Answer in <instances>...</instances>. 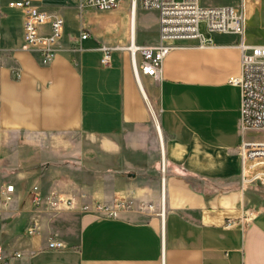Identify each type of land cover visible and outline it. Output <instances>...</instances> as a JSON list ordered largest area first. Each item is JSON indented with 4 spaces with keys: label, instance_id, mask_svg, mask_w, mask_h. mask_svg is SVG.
Segmentation results:
<instances>
[{
    "label": "crops",
    "instance_id": "obj_1",
    "mask_svg": "<svg viewBox=\"0 0 264 264\" xmlns=\"http://www.w3.org/2000/svg\"><path fill=\"white\" fill-rule=\"evenodd\" d=\"M13 1L0 0V132L21 139L10 180L0 187L16 186L0 226L1 246L23 252L11 264H264V182L243 179L239 147L253 138L242 131L241 89L230 81L241 75L239 35L215 32L207 46L175 41L162 78L138 80L122 47L131 42L130 14L137 18L139 0L122 10L120 32L109 33L118 44L94 39L93 48L79 37L82 30L92 37L82 0H32L65 19L49 64L23 48L25 13ZM247 5L250 16L256 3ZM154 11L151 34L139 36L136 21V43L157 40ZM103 44L125 52L114 57L112 50L104 65ZM88 166L87 177L77 172ZM137 166L138 177L129 172ZM34 184L72 206H34ZM129 192L151 208L122 207L116 215L94 208ZM34 220L39 228L30 233ZM50 237L65 246L49 248Z\"/></svg>",
    "mask_w": 264,
    "mask_h": 264
},
{
    "label": "built area",
    "instance_id": "obj_2",
    "mask_svg": "<svg viewBox=\"0 0 264 264\" xmlns=\"http://www.w3.org/2000/svg\"><path fill=\"white\" fill-rule=\"evenodd\" d=\"M248 0H237L226 5H205L202 0H139L143 8L158 12L159 34L157 40L138 44L132 38L126 49L130 51L135 75H146L159 81L163 74V64L169 53L178 47L175 41L196 40L199 46L213 43L215 32L233 33L240 37L242 51L241 75L231 78V83L241 89V128L243 132H264V44L248 43L246 40V6ZM255 3L260 0H252ZM137 0H132L136 6ZM121 0H82L80 7L91 6L98 10H114ZM12 5L20 7L25 13L24 49L36 50L43 64H49L58 52L60 41L65 33V19L60 14L51 13L37 6L32 0H15ZM204 23L205 30L201 28ZM80 40L90 37L82 30ZM114 48L103 44L101 62L108 65ZM125 48V47H122ZM243 162V179L248 182H264V138L244 140L239 147ZM31 201L40 207L48 201V208L61 211L72 206V199L52 192L43 198L38 184L29 189ZM16 199V186L6 183L0 188V226L9 217ZM88 209V205H84ZM96 210L116 215L117 206L96 203ZM39 223L34 220L28 231H38ZM47 246L61 249L64 242L50 237ZM23 252L8 250L0 245V264H11L22 257Z\"/></svg>",
    "mask_w": 264,
    "mask_h": 264
},
{
    "label": "rangeland",
    "instance_id": "obj_3",
    "mask_svg": "<svg viewBox=\"0 0 264 264\" xmlns=\"http://www.w3.org/2000/svg\"><path fill=\"white\" fill-rule=\"evenodd\" d=\"M204 3H211L213 5H226V4H232L236 3L237 0H202ZM252 0H248L247 3L251 2ZM131 0H121V4L118 8L114 10H98L94 9L91 6H84L83 11L84 14L83 17L87 19L90 18V20L85 24V29L89 30L92 34V37L90 39L83 41V47L87 48H93L97 45V40L100 44L105 43L108 45H115L118 43L112 42L109 37L110 34H118L120 32V26L119 24L124 23L125 16L120 17V14L122 10H126L130 6ZM132 3V2H131ZM248 5L246 6V14H248ZM118 9V10H117ZM142 9L141 5H139L138 12H137V18L138 20V35L140 36H147L151 34V32L155 29V18H156V12L153 9ZM82 11L79 12L81 14ZM129 18V17H128ZM92 19V20H91ZM89 23V24H88ZM79 26V25H78ZM130 27H131V14H130ZM201 28L204 31L205 26L204 23L201 24ZM74 30L73 27H67L66 33L72 32ZM79 30V28H78ZM246 40L248 43H254V44H264V0H261L256 3L253 12L250 16L246 17ZM130 35H131V28H130ZM74 38V37H73ZM72 38V39H73ZM75 39V38H74ZM95 39V40H94ZM110 40V41H109ZM128 45L125 46V48ZM113 56H117L119 54H122L125 52L124 50H113ZM90 55L96 56L98 55L95 50H90ZM249 136L252 138H264V132H250ZM19 138V134L15 133H7V132H0V179H3L0 182V187L2 186V182L6 180H10V177H8L10 174L9 172L12 171L13 165H14V152L21 144V139ZM88 168V170H86ZM82 170V171H81ZM78 169L77 172L82 174L83 176H86V171L91 172V168L85 167L84 169ZM95 173L96 169H92ZM106 169H100L99 171L101 173H104L102 171H105ZM129 172H135V176L137 177L140 175V168L134 167ZM85 173V174H84ZM106 175V174H104ZM153 179L157 177L155 173L151 175ZM133 191V189H131ZM43 198L46 200L47 198L43 196ZM101 204L109 205V206H117L118 209L120 208H131L138 206L140 209L141 207H144L145 209L151 208L149 205H151V202H137L136 197L131 196V192L127 193V195H123L120 197V199H117L116 202H98ZM34 206L40 207L39 205L33 203ZM44 204V203H43ZM14 205V204H13ZM5 227V226H4ZM21 227V226H20ZM22 230L23 228H19V230ZM5 228L0 229V245L5 244V239H3L2 234Z\"/></svg>",
    "mask_w": 264,
    "mask_h": 264
},
{
    "label": "bare ground",
    "instance_id": "obj_4",
    "mask_svg": "<svg viewBox=\"0 0 264 264\" xmlns=\"http://www.w3.org/2000/svg\"><path fill=\"white\" fill-rule=\"evenodd\" d=\"M133 8L134 7L132 6V9ZM131 24H132V28H131V33L132 34H131V37L134 39V32H135V29H136V16H135V11H132V14H131ZM138 80H139V78H138Z\"/></svg>",
    "mask_w": 264,
    "mask_h": 264
},
{
    "label": "water",
    "instance_id": "obj_5",
    "mask_svg": "<svg viewBox=\"0 0 264 264\" xmlns=\"http://www.w3.org/2000/svg\"><path fill=\"white\" fill-rule=\"evenodd\" d=\"M131 175H135L134 173H132Z\"/></svg>",
    "mask_w": 264,
    "mask_h": 264
}]
</instances>
